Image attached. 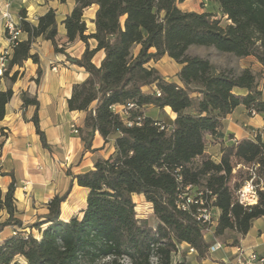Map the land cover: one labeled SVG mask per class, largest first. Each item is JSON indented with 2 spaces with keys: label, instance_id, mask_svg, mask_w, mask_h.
<instances>
[{
  "label": "trees",
  "instance_id": "trees-1",
  "mask_svg": "<svg viewBox=\"0 0 264 264\" xmlns=\"http://www.w3.org/2000/svg\"><path fill=\"white\" fill-rule=\"evenodd\" d=\"M214 1L225 26L210 13L181 10L178 0H75L62 25L68 42L79 39L85 44L79 58L58 47L53 10L36 24L20 13L26 40L12 49L0 76V121L13 94L2 88V79L28 59L39 63L31 44L40 38L88 74L72 86L66 101L68 111L85 114L76 130L84 150L95 151L92 141L98 133L104 143L112 140L113 152L98 157L91 170L72 175L67 191L54 196L47 213L27 227L17 217L14 180L4 194L0 190V212L6 214L0 218V233L13 228L0 242V264H20L18 258L24 264H186L176 259L181 244L194 249L200 259L210 246L204 240L207 225L196 219L199 205L182 209L186 198L211 202L218 211L214 235H234L230 246L238 245L252 222L264 217V187L254 207L236 202L251 166L258 165L257 175L264 181V143L242 138L222 147L218 161L205 155L208 138H217L223 120L236 108L264 118V92L249 68L215 71L208 57L188 54L190 47L198 46L253 57L264 73V0ZM92 5L97 6L95 31L86 35L83 13ZM88 40L96 42L94 49ZM99 51L104 57L96 66L92 60ZM164 56L179 66L176 80L149 66ZM21 99L23 106L34 107L31 122L42 148L49 150L37 98L23 93ZM116 105L123 106V114L114 111ZM148 106L167 108L176 117L169 125L161 123L145 115ZM73 180L87 191L85 208L80 218L64 222L61 205ZM134 195H143L151 205L153 224L137 217ZM26 228L28 233L22 231Z\"/></svg>",
  "mask_w": 264,
  "mask_h": 264
},
{
  "label": "crops",
  "instance_id": "crops-1",
  "mask_svg": "<svg viewBox=\"0 0 264 264\" xmlns=\"http://www.w3.org/2000/svg\"><path fill=\"white\" fill-rule=\"evenodd\" d=\"M9 3L11 14L17 22L21 12H25L26 21L36 24L40 16L53 10L57 22L58 47L62 48L64 53L70 57L79 58L81 56L85 44L79 39L71 43L68 42L62 25L64 18L72 11L75 0H9ZM96 11L97 6L92 5L83 13L86 35L93 34L95 31ZM24 40H26V35L22 33L20 41ZM88 45L92 50L96 47V42L88 40ZM8 47L9 44L0 18V55L3 51L8 50ZM31 53L38 56L39 63L35 64L28 59L22 66H14L3 77L1 83L4 90L10 88L13 94L6 106V114L0 121V190L4 194L11 181L14 180L17 217L25 227L47 213L48 203L54 196L63 195L67 191L72 181V175L91 170L98 157L107 158L113 152L112 140L104 143L98 133H95L92 141L91 148L95 151L84 150L76 130L82 127L85 114L77 111L70 112L67 109L66 101L71 96L72 86L82 83L88 77L85 70L66 61L64 54L55 53L51 43L40 38L32 42ZM103 57V51H99L94 55L92 62L99 66ZM166 57L164 56L160 60H164ZM246 58H252L255 65L244 68H249L253 73L258 71L261 77L258 87L264 92L262 66L253 57ZM149 66L158 68L155 64L149 63ZM38 69L41 71L40 76L37 74ZM178 70L179 68L177 72ZM23 93L37 98L39 125L50 145L49 150L42 148L31 122L34 107L23 106L21 99ZM148 108L154 107L148 106ZM164 110L169 109L165 108ZM114 111L123 114V106H114ZM170 113L173 120L176 115L171 111ZM262 127H264V118L261 115H249L243 107H238L223 120L217 138H208L205 155L218 161L222 147L233 143V140L250 139L251 131ZM261 141L264 143V137ZM24 182L29 184L25 186ZM86 194V189L77 186L73 180L71 190L61 205L60 220L67 222L74 217L80 218L81 212L85 208ZM133 201L143 203L152 212L151 205L145 202L143 195H134ZM0 218H6L5 212H0ZM259 220H264V217L254 220L250 229L254 222ZM22 231L28 233L29 229L26 228ZM257 232L260 237L263 236L260 230ZM12 233L13 228L6 227L0 233V242ZM248 234L249 231L239 239L236 246H241L264 258V246L251 241ZM204 240L210 245L217 240L214 228L205 233ZM236 246L224 245L222 249L208 254L207 258L200 259L196 251L190 253L188 245L181 244L176 257L179 258L178 260H182L179 255L183 253L186 264H223L233 258V249ZM219 251L222 252V256H214ZM19 261L20 264H24L21 258H18Z\"/></svg>",
  "mask_w": 264,
  "mask_h": 264
},
{
  "label": "rangeland",
  "instance_id": "rangeland-1",
  "mask_svg": "<svg viewBox=\"0 0 264 264\" xmlns=\"http://www.w3.org/2000/svg\"><path fill=\"white\" fill-rule=\"evenodd\" d=\"M177 5L183 11L198 12V13L203 11L206 13H210L220 21L221 26H225L227 24L226 19L222 18L221 16V12L217 2L214 0H185V1L178 0ZM188 54L208 57L215 71L233 70L235 72H239L242 69H244V67L255 65V62L254 60H252V58H237L231 54L219 53L212 47L192 46L188 49ZM150 64L151 65L155 64L158 67L156 69L159 71V73L163 77L171 80H174V77H176L177 74V69L179 68V66H177V64H175L173 60H170L167 57L164 60L150 62ZM254 74L256 76V80L260 82L261 77L258 71L256 70ZM143 90L145 92H148L149 88H144ZM144 113L147 115L149 114L153 118L157 119L159 122L167 125H169L172 121L171 118L172 114L170 113L169 110H164V109L162 110L156 108L150 109L147 107L144 110ZM241 170L242 172H245L244 169ZM134 203L136 205L135 211L137 213V217L140 219H146L150 224H153L155 221L153 219L152 212L149 211V208L143 203H136V202ZM257 230L261 231V233L263 234L262 237L259 236ZM33 233L37 235L36 230H34ZM248 235L251 241H253L256 244L261 243L264 246V220H259L254 222L252 228L249 230ZM234 237H235L234 235H229V238L228 237L226 238L225 236V237H216V239L225 246H230ZM179 256L182 257L180 259L185 260L183 253H181ZM208 256L209 255L206 254L205 258H207ZM214 256L221 257L222 252L219 251L216 254H214ZM176 259L179 258L176 257ZM123 262L124 264H128L126 260H123Z\"/></svg>",
  "mask_w": 264,
  "mask_h": 264
},
{
  "label": "built area",
  "instance_id": "built-area-1",
  "mask_svg": "<svg viewBox=\"0 0 264 264\" xmlns=\"http://www.w3.org/2000/svg\"><path fill=\"white\" fill-rule=\"evenodd\" d=\"M0 2V18L3 23V28L9 44L8 50L3 51L0 55V76H3L7 69V60L11 56L12 49L20 42L22 31L19 26L21 17L18 19V22L13 18L10 11L9 0H0ZM131 107L132 105H128V108ZM262 137H264V127L260 129H254L250 133V139L252 140H261ZM233 142L236 141L233 140ZM237 168H240V166ZM257 168L258 165H253L248 169V178L242 182L236 192V202L246 209H250L257 204L258 190H261L264 187L263 179L257 175ZM28 184V182H24L25 186ZM190 204L199 205L197 208L196 219L201 224L207 225V232L215 227L217 223L218 211L214 209V207L211 205V202L209 204H205L202 200L196 201L192 198H186L185 205L182 206V209H187L188 205ZM223 247L224 245L216 240L208 247L207 254H212ZM188 250L190 253L195 252V250L192 248H189ZM232 255L233 258L223 264L264 263V258L257 256L254 252L245 250L241 246L234 247Z\"/></svg>",
  "mask_w": 264,
  "mask_h": 264
}]
</instances>
